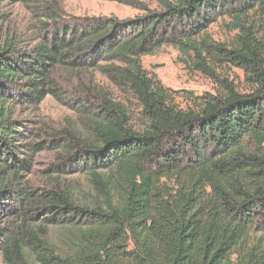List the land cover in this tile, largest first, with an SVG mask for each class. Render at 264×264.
Returning a JSON list of instances; mask_svg holds the SVG:
<instances>
[{
  "label": "trees",
  "instance_id": "trees-1",
  "mask_svg": "<svg viewBox=\"0 0 264 264\" xmlns=\"http://www.w3.org/2000/svg\"><path fill=\"white\" fill-rule=\"evenodd\" d=\"M155 1L123 19L34 3L32 43L0 13L3 264H264V0ZM163 45L214 92L180 106L142 65ZM46 96L75 118L31 126Z\"/></svg>",
  "mask_w": 264,
  "mask_h": 264
},
{
  "label": "rangeland",
  "instance_id": "rangeland-1",
  "mask_svg": "<svg viewBox=\"0 0 264 264\" xmlns=\"http://www.w3.org/2000/svg\"><path fill=\"white\" fill-rule=\"evenodd\" d=\"M44 0H26V3H0V13L6 18L5 25L15 31L24 43L34 42L33 35L37 33L39 15L34 13V3ZM155 0H60L57 4L58 11L68 16H113L119 19L132 17L142 12V6L155 7ZM40 25V24H39ZM38 25V26H39ZM210 31L215 39H224L226 32L218 22L210 25ZM178 51L170 46L163 45L151 54L143 55L142 65L150 73L156 74L161 82L177 91L175 101L184 106L187 104V92L196 95L205 92H214L215 84L212 80L198 71H189L177 60ZM96 76V75H95ZM99 78V76H96ZM230 78L241 83L243 73L236 67L231 68ZM76 114L70 108L57 102L52 96H46L39 105L37 116L30 123L43 129L63 127L68 120H73ZM38 122V123H36ZM55 151L42 150L35 156L32 176L33 181H41V174L55 161ZM0 264H3L0 255Z\"/></svg>",
  "mask_w": 264,
  "mask_h": 264
}]
</instances>
